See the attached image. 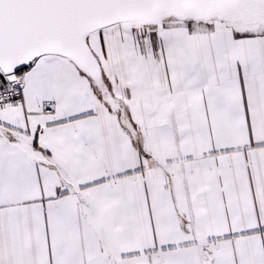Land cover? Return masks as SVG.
<instances>
[{"label":"snow or ice","instance_id":"1","mask_svg":"<svg viewBox=\"0 0 264 264\" xmlns=\"http://www.w3.org/2000/svg\"><path fill=\"white\" fill-rule=\"evenodd\" d=\"M0 264H264V0H0Z\"/></svg>","mask_w":264,"mask_h":264}]
</instances>
